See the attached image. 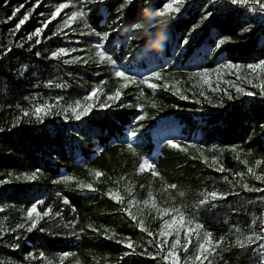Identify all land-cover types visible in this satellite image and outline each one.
<instances>
[{"label": "trees", "instance_id": "16d2710c", "mask_svg": "<svg viewBox=\"0 0 264 264\" xmlns=\"http://www.w3.org/2000/svg\"><path fill=\"white\" fill-rule=\"evenodd\" d=\"M165 2L0 0V264H264V68L247 67L264 60V9L185 0L166 49L146 52L126 29ZM60 3L69 7L52 19ZM97 44L115 64L96 58ZM228 62L241 67L212 71Z\"/></svg>", "mask_w": 264, "mask_h": 264}, {"label": "snow or ice", "instance_id": "6c2138e0", "mask_svg": "<svg viewBox=\"0 0 264 264\" xmlns=\"http://www.w3.org/2000/svg\"><path fill=\"white\" fill-rule=\"evenodd\" d=\"M40 3V0H36V4L39 5ZM132 3V0H124V3L121 5V10L123 8H125L127 5H130ZM185 3V0H167V2H165L163 4L162 7H158L156 8V12L155 14L158 15V16H162V17H166V18H169L171 16H174L176 13H178L180 11V6H182L183 4ZM233 3H239V4H254V5H259L260 9H264V0H233ZM20 7H23V5H21ZM20 7L16 8L13 13H12V16L15 17L17 15V13L20 11ZM69 7V4L68 3H60L59 5L56 6L55 8V11H53L51 13V18L54 19L57 14L64 8H67ZM31 15V13H27L23 16L22 19L19 20V22L16 24V29L19 30L21 25H23L28 19H29V16ZM211 13H208L205 17H203V19H207L208 16H210ZM85 16V12L83 9L81 10H78V11H73L71 13V16L68 17L67 20H65V24H68L72 21H75L76 19L78 18H82ZM12 17H9V19H11ZM45 27L47 26V23H45L44 25ZM43 31V28H37L35 30V32L32 34V35H36V36H39L40 33ZM108 33L105 32L103 34V37L104 39H107L108 37ZM29 39H31V35L28 37ZM227 39H230V38H225V39H221L217 45V47H219L220 45H223L225 43V41ZM39 41H37L38 43ZM184 43H187V40L184 41ZM96 49L97 51L95 52V56L96 58L100 61V62H107V63H111V64H115V61L113 60V57L111 55L108 54V52L104 49V46L102 44H97L96 45ZM62 54H66V50L61 48L55 52L52 53L53 56H59V55H62ZM241 67V65H238V64H233L232 62H228V63H225V64H222L219 66L218 69H214L212 71H219V69H223V68H227V69H231V68H235V69H239ZM247 67L249 69H256V68H264V60H261L259 61V63L257 64H249L247 65ZM209 72L208 69H204L202 70L201 72L199 73H194V75H199V76H206V74ZM115 75L116 77H122L125 81L129 82V83H135L136 82V77L135 76H129L127 75L124 71H121V70H116L115 72ZM160 76V73L159 72H153L152 73V77H159ZM149 79L150 78H145L144 80H142L141 82L142 83H148L149 82ZM207 79H205V83H207ZM127 86V85H125ZM151 87H156V85L154 84H151L150 85ZM238 91L240 92H243L244 90L243 89H238ZM249 95H251L252 93H248ZM96 95V90L94 89L93 92L89 95V97H86V99H91L92 96H95ZM201 95H203V93H201ZM120 96V92L117 91L115 93V98H119ZM185 99H187V97H183ZM109 99H113V97H109ZM107 105H101V107H106ZM77 108L80 107L79 105V102H77V105H76ZM92 108V105L89 104L87 107H85L82 111L78 112L76 114V119H80L82 116H84L90 109ZM41 111H43V108L42 107H37L35 109V114H39ZM73 111L75 112L76 109L74 108ZM25 115H27V113H25ZM131 135L133 137L136 136V132L133 131L131 133ZM168 143L172 146H178L174 143V141L172 140H169ZM128 149L132 152H135L136 149L133 147V144L132 143H129L127 145ZM142 168H148V169H154V164L152 163H148V162H145L143 165H141ZM39 171V170H37ZM249 171L251 172V169H249ZM153 174H156L155 172H153ZM36 175L37 173L36 172H33L31 175H25L24 178L25 179H29V180H32V179H36ZM97 176L101 175V173L97 172L96 173ZM19 178V177H17ZM65 179L67 180H71L72 177H65ZM257 179H264V176H258ZM83 187H91V185H82ZM245 187H248L247 184L244 185ZM171 187H175V185H171ZM59 195V193L57 194ZM112 195L114 196L115 199L117 200H120L121 197L118 195V194H115V193H112ZM209 195H211L213 198H216L217 197V193L213 192V193H210ZM205 201H201V203H204ZM40 203H43V201H37V203H34L31 205L30 208L27 209V217L31 220V223L30 225L28 226L27 228V231L31 232L33 229H35L37 227V223H38V220L40 218V214L37 213V204H40ZM167 211V210H165ZM33 213H36V218L33 219ZM49 213L48 211H45L43 213V215L47 216ZM131 215V213H129ZM136 217L133 216V219H135ZM181 221H183L184 217L181 216L180 217ZM19 227H23V225H20ZM141 227H143V221H141ZM201 227V225L197 224L196 225V228L199 229ZM107 231V230H106ZM189 232H192V229H189ZM161 235H164V233H161ZM210 237H211V233H207L206 234V237L204 239V242L203 243H200L199 244V252L200 253H203L204 251H206L205 249V244H208L210 242ZM256 239L259 240V239H262V237L260 236H256ZM252 241V237L249 236L246 238V240H239L237 239L236 241V244L237 245H240V246H243L244 244L246 243H250ZM177 243H179V239L177 238V240L172 244V248L175 249ZM219 243V242H218ZM129 247H132V244L129 243L128 245ZM185 251H187V248H188V245H185ZM214 251V249H213ZM43 255V254H41ZM69 255L68 253H64L62 256H61V260H63L64 256H67ZM170 256L172 257H175L176 256V253L175 252H171L169 253ZM167 258V257H166ZM196 260H201V256L200 255H197L195 257ZM204 259L206 260L207 257L205 256ZM201 264H203V262L201 261Z\"/></svg>", "mask_w": 264, "mask_h": 264}, {"label": "clouds", "instance_id": "9594fccd", "mask_svg": "<svg viewBox=\"0 0 264 264\" xmlns=\"http://www.w3.org/2000/svg\"><path fill=\"white\" fill-rule=\"evenodd\" d=\"M156 9L145 7L132 22L126 32L133 34L132 39H144L146 52L162 53L167 46L169 34L167 32L168 18L155 14Z\"/></svg>", "mask_w": 264, "mask_h": 264}]
</instances>
